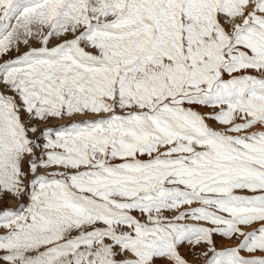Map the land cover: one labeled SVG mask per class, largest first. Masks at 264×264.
I'll list each match as a JSON object with an SVG mask.
<instances>
[{
    "label": "snow or ice",
    "instance_id": "1",
    "mask_svg": "<svg viewBox=\"0 0 264 264\" xmlns=\"http://www.w3.org/2000/svg\"><path fill=\"white\" fill-rule=\"evenodd\" d=\"M0 264H264V0H0Z\"/></svg>",
    "mask_w": 264,
    "mask_h": 264
},
{
    "label": "rangeland",
    "instance_id": "2",
    "mask_svg": "<svg viewBox=\"0 0 264 264\" xmlns=\"http://www.w3.org/2000/svg\"><path fill=\"white\" fill-rule=\"evenodd\" d=\"M186 251V250H185Z\"/></svg>",
    "mask_w": 264,
    "mask_h": 264
}]
</instances>
